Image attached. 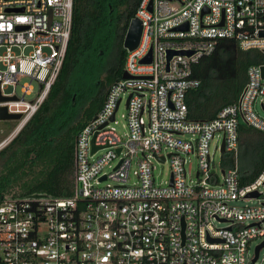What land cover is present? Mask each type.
<instances>
[{
    "label": "built area",
    "instance_id": "2783aa9c",
    "mask_svg": "<svg viewBox=\"0 0 264 264\" xmlns=\"http://www.w3.org/2000/svg\"><path fill=\"white\" fill-rule=\"evenodd\" d=\"M135 17L143 32L125 59L129 77L109 88L77 136L75 195L0 203V264H264V247L253 261L264 242V169L242 183L238 166L241 121L264 132L255 108L264 109V63L249 66L242 100L214 118L194 120L188 105L189 91L201 85L194 65L221 39L264 52V0H141ZM73 19L74 0H0V109L22 115L6 134L0 127V152L47 99ZM171 50L194 53L169 59ZM22 76L31 79L21 84L23 95L8 91ZM34 80L39 91L27 100ZM122 105L125 131L117 127ZM226 155L234 166L224 168ZM168 162L170 177L158 182L156 164ZM254 191L258 205L233 204L255 199Z\"/></svg>",
    "mask_w": 264,
    "mask_h": 264
},
{
    "label": "trees",
    "instance_id": "16d2710c",
    "mask_svg": "<svg viewBox=\"0 0 264 264\" xmlns=\"http://www.w3.org/2000/svg\"><path fill=\"white\" fill-rule=\"evenodd\" d=\"M140 2L74 0L71 39L58 78L39 111L0 152V203L35 194L75 195L77 136L123 76L128 53L124 39ZM258 63H264L261 50H243L236 40L221 39L212 54L194 65L201 85L188 93L190 118L210 120L222 107L238 103L248 68ZM234 165L226 155L224 168ZM238 166L242 183L264 169V132L243 121Z\"/></svg>",
    "mask_w": 264,
    "mask_h": 264
},
{
    "label": "rangeland",
    "instance_id": "374dc122",
    "mask_svg": "<svg viewBox=\"0 0 264 264\" xmlns=\"http://www.w3.org/2000/svg\"><path fill=\"white\" fill-rule=\"evenodd\" d=\"M20 79V84L18 85H11L10 88L8 89V91H13L15 88L18 91V93L20 94V96L23 95V92L21 91V84H24L26 82H30L31 79L27 76H22L19 78ZM33 87H34V91L31 95H26L25 98L27 100L32 99L39 91V83L37 81H32ZM86 105V102H84L82 108ZM255 108L257 110V112L260 114V116H262L264 118V109L261 106V104L259 102L256 103ZM125 112V107L124 105L121 106L120 110L118 111V120L119 123L117 124V127L119 130L121 131H125L126 130V126L124 125L125 119L122 118V113ZM16 124V122L14 120H2L0 122V127H3L5 129V134L8 132V130L13 127ZM188 137V136H187ZM215 166H216V170L217 172L221 173V153L220 151L216 152L215 155ZM187 168L188 170L190 169L192 171V177H194V179L196 178V171L198 168V159L196 156L191 155L190 156V160L187 164ZM170 173H171V169H170V164L165 163V164H160L157 163L156 164V169L154 171V175L157 178L158 182H165L169 179L170 177ZM260 191L262 192V195L260 196V200L264 201V186H262L260 188ZM259 199L255 198L252 200H239V201H235L233 204L238 205V206H245V205H250V206H254V205H258L259 204ZM217 225H224L223 223H216ZM264 227V224H263ZM262 238H258L255 239L252 244H251V252L254 251L255 246L261 242ZM262 256H264V249L262 251Z\"/></svg>",
    "mask_w": 264,
    "mask_h": 264
},
{
    "label": "water",
    "instance_id": "95a60500",
    "mask_svg": "<svg viewBox=\"0 0 264 264\" xmlns=\"http://www.w3.org/2000/svg\"><path fill=\"white\" fill-rule=\"evenodd\" d=\"M142 32H143L142 21L138 17H134L129 24L127 34H126L125 39H124V47L127 50L135 49L140 42ZM261 35L264 36V31H261ZM193 53H194V51H174V50H171L168 53V58L170 59L172 56L177 55V54L192 55ZM151 59H152V51L150 52L149 56L147 58H145L143 61H151ZM263 71H264V66H263ZM263 75H264V72H263ZM123 77L127 78V77H129V74L127 72H124ZM244 92H245V90H244ZM244 92H243V94H244ZM243 94L240 98V101L242 100ZM1 98H3V97H1ZM21 116L22 115L20 113H9L8 108L6 106L1 107V109H0V119L1 120H16V119H20ZM94 150H96V148H94ZM224 150H225V147L223 145L222 151H224ZM161 160L164 161V158L162 157ZM223 173H225V170H223ZM32 196L45 197L47 195L35 194ZM259 196H260V193L258 191H254V192L248 194V197H250V198H258ZM263 247H264V242H262L261 244H259L257 246L256 255H255V258L253 260L254 262L258 259L260 250Z\"/></svg>",
    "mask_w": 264,
    "mask_h": 264
}]
</instances>
